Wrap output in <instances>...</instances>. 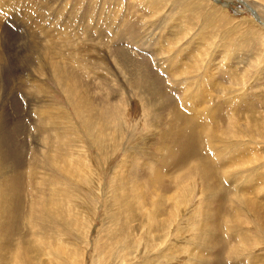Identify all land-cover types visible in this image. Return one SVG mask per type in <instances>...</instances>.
<instances>
[{
  "label": "rangeland",
  "instance_id": "374dc122",
  "mask_svg": "<svg viewBox=\"0 0 264 264\" xmlns=\"http://www.w3.org/2000/svg\"><path fill=\"white\" fill-rule=\"evenodd\" d=\"M191 107L211 121L190 125V171L152 187L190 140ZM213 133L219 157L205 160ZM228 156L210 206L223 246L208 248L192 166ZM233 187L264 205V0H0V206L13 215L0 264H23L24 241L40 264H264L259 226L226 205Z\"/></svg>",
  "mask_w": 264,
  "mask_h": 264
},
{
  "label": "bare ground",
  "instance_id": "6f19581e",
  "mask_svg": "<svg viewBox=\"0 0 264 264\" xmlns=\"http://www.w3.org/2000/svg\"><path fill=\"white\" fill-rule=\"evenodd\" d=\"M249 12H251V14H252V16L255 18V20H257L258 21V17H257V15H256V13L253 11V10H250L249 9ZM123 61V60H122ZM54 69H55V72H56V75H58V78H59V85L61 86L60 87V89L61 90H63L65 93H69V94H67V95H70V98H74L76 95H77V91L76 90H74V88H69L68 86H66L67 85V81H69V79L68 78H66L67 77V74L66 75H64L63 73H61V71H59V72H57V70H56V66L54 67ZM183 69V68H182ZM59 73V74H58ZM63 81H65V82H63ZM70 81H71V79H70ZM131 84L133 85V87H136V88H138V86L136 85V83L135 82H131ZM135 85V86H134ZM139 89V88H138ZM137 90V89H136ZM4 94V93H3ZM76 98V97H75ZM76 99H79L78 98V95H77V98ZM190 109H192V112H193V114H192V116H194V117H191V118H189V116L187 117V116H184V117H182V118H185V120L183 121V125H184V129L187 131V128L189 129L188 131H189V136H188V138L190 139V140H187V144L185 143V142H183V144H182V146H181V148H176L177 150H179V153H176V154H174L173 152H175L174 151V149H172V153H167V157H166V159H165V157H164V159L166 160H164L163 161V169L159 172V174L155 177V179H154V182H152V184H151V186L152 187H155L156 188V186L158 187V183L159 182H161L162 181V178L163 177H167V178H170V175H171V172L173 171V170H177L175 167L176 166H178V167H180V166H182V165H184L185 163H187V161L188 160H191V159H189V157L191 156V154H192V151H193V149H192V147H193V144H194V141H195V139H197V136H198V132H199V129L197 128V127H195V125L194 126H190V125H192L193 124V122H195L196 123V121L198 122V125H200V123H201V119L202 118H205L207 121H208V123H210V121H211V118L210 117H206L207 116V113L203 116V114H200L198 111L195 113V115H194V111H193V108L191 107ZM87 114V113H86ZM53 115V114H52ZM202 116V118H200ZM83 118V117H82ZM200 122V123H199ZM90 127V126H89ZM200 128V127H199ZM201 129V128H200ZM215 133H213L212 135H210L209 137H208V142L209 141H211V140H213L214 139V137H215ZM177 141H179L178 139H177ZM178 143V142H177ZM210 148H212V150H213V153H212V156H210V155H206V156H204L203 158L205 159V160H209L210 158H213V157H215V158H217V157H219V154L218 153H216L215 151H218V149L217 148H215L214 146H213V144H212V141L210 142ZM226 148L225 147H223V150H225ZM214 152L216 153V154H214ZM202 158V157H201ZM239 158V157H238ZM163 160V159H162ZM183 160H184V162H183ZM224 162H223V165L221 166V167H215L213 164H211L210 162L208 163L209 165L207 166V165H205V164H198V163H196V165L195 166H192L193 167V169H192V171L191 172H193V171H195L197 174H198V177H200V179H201V182L203 183V186H204V192H205V199H204V204H205V208L207 209H205V213H204V219L202 220L203 221V226H202V229L200 230V232H199V235H198V237H197V240H199V241H203V240H205L206 242H205V246H208V248L210 247V245L211 244H214L215 246H217L218 244H220L221 246H223V242H220V240L217 238V236H216V230H219V237H221V229H220V227H219V229H212L213 228V223L215 222V220H217L218 218H219V212L221 211L220 210V208L219 207H216V209H214V210H212L211 208H210V206L212 205V203L214 202V200H215V198L218 196V194H219V192H218V190H217V188H218V184H216L218 181H220V184L222 185L223 184V181H228L227 179H228V177H227V172L226 171H224V169H221V168H225V164L227 165V164H231V165H233V166H235V164H238L237 163V160L238 159H235L236 160V162H235V160L233 159V160H231V159H229V156L228 157H225L224 159ZM226 160V161H225ZM55 163V162H54ZM222 164V163H221ZM185 166L186 165H184V167L182 168V171H183V169L185 170H188V172L190 171V168H189V166H190V164L188 163V168H185ZM56 167V166H55ZM58 167V166H57ZM62 167V166H61ZM231 167V166H230ZM153 169V168H152ZM160 170V169H159ZM185 170V171H186ZM219 171L220 172H222L223 174H222V176L220 177L219 176ZM226 172V173H225ZM231 172V171H230ZM249 173V172H248ZM241 175V173L238 175V174H235V176H240ZM229 176V175H228ZM152 177V176H151ZM220 177V178H219ZM251 177V176H250ZM249 177V178H250ZM55 178V177H54ZM57 179V178H56ZM199 179V178H198ZM237 179V178H236ZM239 179V178H238ZM150 180H151V178H150ZM149 180V181H150ZM171 180H172V178H171ZM213 180H216L215 182H213ZM251 180V179H250ZM153 181V180H152ZM57 182V181H56ZM235 182H236V180H235ZM234 182V183H235ZM245 182V181H244ZM172 183V182H171ZM160 184V183H159ZM216 184V185H215ZM244 184H246V183H244ZM161 185V184H160ZM215 185V186H214ZM202 186V187H203ZM231 186V185H230ZM128 188V187H127ZM226 189V195L224 196V199H225V202H226V200H227V202H226V205H227V203H228V208L229 209H231L232 210V212L234 211L235 212V214H238V215H240V214H244V215H247V214H249V217H250V219L255 223V224H257L259 227V230H258V232H261V238L262 239H264V205H262L263 203H260L259 201H254V200H250V198H252V197H249V195H251L250 193H249V189H246V188H234L233 187V192H235V193H231L230 191H228V188H225ZM230 189H232V188H230ZM251 192V191H250ZM232 194V196H230L231 194ZM204 195V194H203ZM159 196V195H158ZM1 198L2 197H0V204L2 203V200H1ZM162 199H164V197L162 198ZM209 199H211L209 202H208V200ZM52 201V200H51ZM203 202V201H202ZM209 208L211 209L210 211H209ZM131 209L132 208H130V212H131ZM154 209V208H153ZM36 210H37V208H36ZM209 211V212H208ZM35 212V211H34ZM38 212V211H37ZM158 212V211H157ZM133 213V211L131 212V214ZM37 214V213H36ZM35 214V215H36ZM159 213H154V215L156 216V215H158ZM12 216V217H11ZM248 216V215H247ZM13 215H11V210H9V209H6V207L4 206V205H1L0 206V228H1V231H2V234L0 235V249H6V243H7V239H9V238H4L5 236H7L8 237V235H6L7 234V230H9L10 229V226H11V224L13 223L12 221H13ZM203 218V217H202ZM230 218V217H229ZM236 218V217H235ZM234 218V219H235ZM223 219V218H222ZM239 220V219H238ZM241 220V219H240ZM206 221V222H205ZM243 221V220H242ZM220 222V221H219ZM239 223H240V221H238ZM34 224H36L35 222H34ZM33 224V225H34ZM219 224V223H218ZM254 224V225H255ZM42 225H43V223H42ZM199 226V225H198ZM201 226V225H200ZM252 226V225H251ZM240 228H242V227H240ZM228 230H229V228H227ZM232 231H234V232H238V228H234ZM257 232V233H258ZM36 235V234H35ZM196 235H197V233H196ZM256 235V234H255ZM9 237H11V234L9 233ZM163 238H165V237H163ZM156 239V238H155ZM243 239V238H242ZM216 240H218V241H216ZM2 241V242H1ZM29 241V240H28ZM121 241V240H120ZM222 241V240H221ZM25 242V241H24ZM24 242H21L19 245L20 246H22V248L20 247V253H16L17 255L16 256H19L20 258V260L21 261H23L24 263L23 264H40V262L38 261V262H35L34 260L36 259L35 257L34 258H32V257H30V255H28L29 253H30V251L32 250V245H26V242L24 243ZM243 242H245L246 243V241H243ZM193 243V242H192ZM244 243V244H245ZM145 244V243H144ZM133 245V244H132ZM191 245V244H190ZM249 244H247V246H248ZM130 246V245H129ZM243 246V245H242ZM244 246H246V245H244ZM123 249L122 250H120L119 252L121 253V255L123 256L124 255V252L127 250L126 249V245L125 244H123ZM121 248V247H120ZM36 249V248H35ZM137 249V248H136ZM144 249H146L147 251H148V248H147V246H146V244H145V247H144ZM243 249V248H242ZM34 250V249H33ZM32 250V251H33ZM119 250V249H118ZM31 251V252H32ZM135 251V249L133 250V251H131L130 253H129V255H133V253H135L134 252ZM2 253V252H1ZM32 253H34V251L32 252ZM141 253H144V251L142 252L141 251ZM2 255H3V253H2ZM5 256V254L3 255V256H1L0 255V261L1 260H3L4 261V259H3V257ZM222 256V255H221ZM230 256V255H229ZM201 257V256H200ZM223 257V256H222ZM222 257H221V262H222ZM123 258V260H124V258L125 257H122ZM37 260V259H36ZM122 260V259H121ZM123 260H122V262H123ZM126 260V259H125ZM201 258H199V259H196L195 258V260H194V262H200L201 263ZM204 263L206 262V261H203ZM22 263V262H21ZM202 264V263H201ZM206 264H209L208 262L206 263ZM210 264H212V262L210 263ZM214 264H217V263H214Z\"/></svg>",
  "mask_w": 264,
  "mask_h": 264
}]
</instances>
